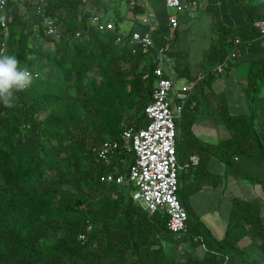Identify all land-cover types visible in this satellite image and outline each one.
<instances>
[{
  "label": "trees",
  "instance_id": "16d2710c",
  "mask_svg": "<svg viewBox=\"0 0 264 264\" xmlns=\"http://www.w3.org/2000/svg\"><path fill=\"white\" fill-rule=\"evenodd\" d=\"M134 1L136 11L142 4ZM17 4L15 16L10 7L3 12L7 27L19 28L10 55L18 58L21 68L34 69L40 63L43 74L17 93L13 107L0 102V173L12 172L6 187H0V264H178L177 245L165 247L176 236L167 229V216L149 214L136 204L131 185L100 182V175L113 171L118 162H132V152H119L104 163L92 151L105 136L120 140L125 126L146 125L144 107L156 82L153 63L140 45L117 44L115 34L88 27L89 13L81 0H17ZM45 19L57 24V38L45 33ZM151 33L157 46L167 37ZM248 34L227 30L232 38L221 46L220 63L233 50L238 57L237 45ZM41 40L52 47L43 49ZM215 74L191 79L193 88L175 119L176 136L179 123L196 143L192 154L198 162L191 168L197 178L186 184L194 189L216 184L207 175L215 174L210 167L218 163L237 179L258 186L260 194L230 197L225 232L216 239L180 198L185 183L178 176L177 197L187 211V234L193 245H204L202 257L192 253L182 257L186 264H221L225 257L226 264H234L235 258L238 264H254L240 242L248 238L264 251V55L251 60L240 83L243 112L231 113L225 96L215 97L212 114L221 118L227 135L209 143L190 128L199 104L211 95ZM198 90L200 97L192 104ZM238 98L233 105L240 104ZM120 102L130 103L136 113L133 121L123 123ZM176 155L179 163L177 147ZM48 174L86 189H43ZM196 236L202 240H194Z\"/></svg>",
  "mask_w": 264,
  "mask_h": 264
},
{
  "label": "crops",
  "instance_id": "0c3cea01",
  "mask_svg": "<svg viewBox=\"0 0 264 264\" xmlns=\"http://www.w3.org/2000/svg\"><path fill=\"white\" fill-rule=\"evenodd\" d=\"M140 1L142 5L136 11L133 10L134 5L130 7L125 1L126 7H123L118 0H96L85 5V9L89 15L97 13L102 18L113 21L117 33L120 34L129 35L133 31H156L159 38L163 35L169 36L173 42L170 39L166 67L173 78L175 90L182 85L190 86L194 83L193 81L185 82L184 77L199 78L208 72H213L220 64L221 46L232 38L227 36L228 29L249 31L248 38L237 45L238 57L229 67L223 68V71L219 73L222 74L221 76H216L210 91L211 95L199 104L198 116L190 128L201 141L216 143L227 133L223 129L221 118L212 114V111L216 110L215 97L225 96L231 113L243 112L246 105L240 83L246 79L251 60L264 55V38L260 37L256 29L248 24L249 21L252 22L262 15V1L181 0L183 4H188V7L178 13L179 26L175 29H172L168 23V16L174 13V10L166 6L165 0ZM192 2L196 3V7H191ZM177 80L181 81L180 86L176 85ZM238 95L240 104L233 105ZM195 96L192 104L199 99V90L195 92ZM177 127L176 147L181 166L179 180L183 184L197 178L192 170L194 167L191 168L195 165L190 160L192 156H197L192 154L196 143L190 141L187 134L182 132L179 123ZM218 168L216 172L223 174L224 179L239 180L221 164ZM205 174L202 172V175ZM239 182L247 188L249 197L256 196L253 189L255 186L243 180ZM201 247L203 248L202 245Z\"/></svg>",
  "mask_w": 264,
  "mask_h": 264
},
{
  "label": "built area",
  "instance_id": "2783aa9c",
  "mask_svg": "<svg viewBox=\"0 0 264 264\" xmlns=\"http://www.w3.org/2000/svg\"><path fill=\"white\" fill-rule=\"evenodd\" d=\"M11 1L3 0V3H0V17H3V20L0 21L2 31L0 54H4L6 50L4 31L7 25L3 12L8 9ZM94 1L96 0H81L84 6ZM125 1L130 7L135 5L134 0ZM261 1L262 15L253 21V27L258 35L264 38V0ZM165 3L168 8L174 10V13L168 16L170 27L172 29L178 28V13L186 10L188 4H183L181 0H165ZM191 7H196V3L192 2ZM37 11L40 12V8ZM43 26L47 35L56 38L60 35V30L52 19H45ZM87 26L100 32L115 34V43L117 44L140 45L142 52L147 54L150 62L154 65L152 72L156 79L152 98L144 107L147 118L146 125L140 128L132 125L125 126L121 131L120 140L108 138L92 148L95 156L104 163L112 162L114 156L122 151H131L133 154V160L128 163L126 173L113 169V171L100 175V182L131 185L130 195L136 204L149 214L156 212L165 214L167 216V229L173 235H186L188 215L177 197L178 176L181 166L176 155L175 119L180 115L182 104L193 88V84L190 86L182 85L177 90L174 88L173 78L169 75L166 67L170 37H164L163 44L157 46L151 31H133L129 35L120 34L117 33L113 21L106 20L97 13L88 16ZM238 42L237 38L234 39L235 44ZM235 57L236 50H233L213 72L221 73L228 63L234 61ZM29 70L33 73L34 78L40 75L37 68ZM170 95H175L176 100H180V104L172 101ZM190 160L193 165H196L198 157L192 156ZM83 237L80 235V238ZM193 239L202 240L197 236ZM202 246L204 247L203 244ZM228 259L225 257L221 264H226Z\"/></svg>",
  "mask_w": 264,
  "mask_h": 264
},
{
  "label": "rangeland",
  "instance_id": "374dc122",
  "mask_svg": "<svg viewBox=\"0 0 264 264\" xmlns=\"http://www.w3.org/2000/svg\"><path fill=\"white\" fill-rule=\"evenodd\" d=\"M121 6L126 7V2L124 0H118ZM10 14L12 16L16 15L18 4L17 0H12L9 4ZM18 26L17 24L9 25L4 31V37L6 39V50L4 54L10 55L12 49L17 45V35H18ZM2 35V34H1ZM0 35V36H1ZM171 42L173 40L171 39ZM41 47L43 49H49L52 47L51 43L47 41L41 40ZM147 61V59H146ZM145 61V62H146ZM144 62V63H145ZM147 63V62H146ZM205 65V64H204ZM143 67L146 64L142 65ZM34 67L39 68L41 74H43V68L40 63H36ZM216 76H221L222 74H215ZM184 81L187 83L192 82V78L184 77ZM191 80V81H190ZM181 81L177 80L176 85L180 86ZM200 87V84L197 85ZM196 87V89H197ZM218 98V97H217ZM170 99L177 104H180V100H176L175 95H170ZM230 106V105H229ZM120 107L124 114L123 123H127L129 121H133L136 118V113L134 110H131V106L129 102H120ZM109 137H103L101 142L107 140ZM219 164L215 163L214 166L210 167L215 171V174L207 175L213 179L216 184H205L200 186L198 189H194L190 187V185L184 184V187L180 189L179 196L180 198L186 201L188 208L191 210L192 215L196 217L205 227L210 230V233L216 238L221 239L225 232L226 220L230 210V197L232 195L244 197L248 196L247 188L241 184V180H232V179H224L223 174L218 172ZM128 163L118 162L114 170L115 171H127ZM209 178V179H210ZM12 179V172L10 170H6L0 173V187L4 188ZM43 189H48L51 187H62V188H70V189H86L82 187L78 182L70 181L66 183H61L57 178H55L52 174L47 175L46 181L42 183ZM132 189V188H131ZM254 193L260 194V190L258 186H255ZM258 196V195H257ZM249 197V196H248ZM192 240L189 238V235H177L173 238V241L165 243V247L167 249L171 248L174 245H177L179 248L178 264H186L183 260V255L192 253L196 257H201L203 255V248L200 244L193 245ZM248 244V245H247ZM241 246H246L245 253L248 254L249 257L254 258V264H264V251L260 249L257 245L251 242L248 238H244L240 242ZM234 264H238L237 259H234Z\"/></svg>",
  "mask_w": 264,
  "mask_h": 264
},
{
  "label": "clouds",
  "instance_id": "9594fccd",
  "mask_svg": "<svg viewBox=\"0 0 264 264\" xmlns=\"http://www.w3.org/2000/svg\"><path fill=\"white\" fill-rule=\"evenodd\" d=\"M2 20L3 17H0ZM19 64L15 55L0 54V102L9 108L19 99L17 93L30 87L34 79L33 73Z\"/></svg>",
  "mask_w": 264,
  "mask_h": 264
}]
</instances>
